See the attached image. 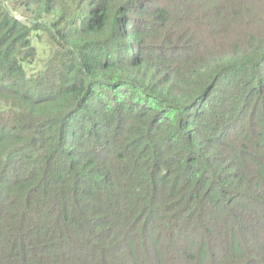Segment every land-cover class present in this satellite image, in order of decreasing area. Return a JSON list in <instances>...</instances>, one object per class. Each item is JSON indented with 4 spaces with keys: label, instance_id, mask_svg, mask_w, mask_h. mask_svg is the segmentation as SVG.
Returning <instances> with one entry per match:
<instances>
[{
    "label": "trees",
    "instance_id": "trees-1",
    "mask_svg": "<svg viewBox=\"0 0 264 264\" xmlns=\"http://www.w3.org/2000/svg\"><path fill=\"white\" fill-rule=\"evenodd\" d=\"M0 264H264V0H0Z\"/></svg>",
    "mask_w": 264,
    "mask_h": 264
},
{
    "label": "rangeland",
    "instance_id": "rangeland-1",
    "mask_svg": "<svg viewBox=\"0 0 264 264\" xmlns=\"http://www.w3.org/2000/svg\"><path fill=\"white\" fill-rule=\"evenodd\" d=\"M122 90H121V92L119 93V96H122ZM125 99H126V101H127V103H128V105H127V111H129V110H131V106H130V101H131V96H130V94H126V97H125ZM137 101H139V99H137Z\"/></svg>",
    "mask_w": 264,
    "mask_h": 264
}]
</instances>
